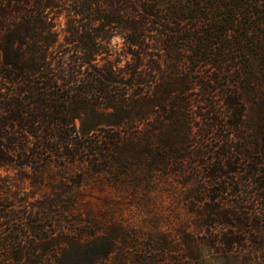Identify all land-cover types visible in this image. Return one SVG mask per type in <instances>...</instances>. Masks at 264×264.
Listing matches in <instances>:
<instances>
[{"label": "trees", "instance_id": "1", "mask_svg": "<svg viewBox=\"0 0 264 264\" xmlns=\"http://www.w3.org/2000/svg\"><path fill=\"white\" fill-rule=\"evenodd\" d=\"M114 34L131 61L96 65ZM17 181L0 264H264V0H0V190ZM106 185L156 223L90 202Z\"/></svg>", "mask_w": 264, "mask_h": 264}, {"label": "rangeland", "instance_id": "2", "mask_svg": "<svg viewBox=\"0 0 264 264\" xmlns=\"http://www.w3.org/2000/svg\"><path fill=\"white\" fill-rule=\"evenodd\" d=\"M55 21L56 30L58 32V41L56 46L65 45V29L67 24L64 12L61 13ZM100 43L102 45L103 52L96 56L94 61L96 65L102 66L103 64L110 63L115 68H123L127 63L131 61L132 55L130 54V51L132 50V48L130 47V45L126 44L123 37L119 34L110 35L108 38L101 40ZM75 123L77 127L80 126V122L78 120ZM16 183L17 184L12 183L10 186V191H12L13 193L9 192L5 194L3 190H0V194L11 199H13L15 194H18V196L20 197L24 195L29 196L30 194H32L31 192L34 190V188L28 182L20 184L17 181ZM39 188L46 191V193H48L50 190V186L46 183H44L42 186H39ZM105 195L111 196L113 199H115L113 200V202L115 203V216L122 219L124 222H126V224H128V226L132 227L133 229L145 232L147 230L145 227L150 226V224L152 223H156L154 222L156 221L154 218L155 216H152L149 212L147 214H144V211H140L138 204H136L139 201L138 198L134 197L132 192L125 187L119 191H114L113 187L110 188L107 185L104 187L103 191H99L94 187L87 197H91L90 202L100 205L101 202L98 199L104 197ZM36 197H39V195L36 194L34 198ZM96 214H98V212ZM180 217H182V213L180 214V216L178 213L167 214V211L165 210L160 221H162V224H165L166 222L165 227L169 230L173 229L176 226L177 222L179 223ZM97 221H99V219H97ZM172 221L174 223H172ZM145 239L146 238L143 239V242L145 241ZM194 263L197 262L194 261ZM208 264L231 263L218 261L210 262Z\"/></svg>", "mask_w": 264, "mask_h": 264}]
</instances>
